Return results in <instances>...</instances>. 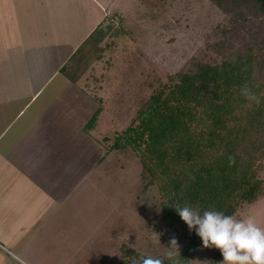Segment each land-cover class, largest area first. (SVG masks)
<instances>
[{"label":"rangeland","instance_id":"rangeland-1","mask_svg":"<svg viewBox=\"0 0 264 264\" xmlns=\"http://www.w3.org/2000/svg\"><path fill=\"white\" fill-rule=\"evenodd\" d=\"M115 4L112 10L117 14L109 13L111 20L103 32L94 31L65 64L71 69L68 74L77 77L75 109L83 111L77 118L82 121L77 135L84 134L83 126L102 108L95 128L86 132L95 146L87 147L92 152L85 157L93 162L96 158L95 164L90 168L87 163L81 175L65 173V180L76 183L65 201L47 204L49 196L39 188L37 222L8 230L6 238L0 235V264H125L131 258L126 254L129 249L163 258L172 238L178 251L186 242L188 232H180L178 224L164 217V197L157 185L144 189L147 181L138 154L130 147L107 148L170 74L194 70L200 62H218L231 51L264 40V14L253 2L229 12L215 0H116ZM125 26H134L136 32L125 33ZM0 42L3 45L4 39ZM260 71L264 75V64ZM52 91L43 97L39 110ZM54 167L58 171V163ZM52 175L42 177L59 189L62 178L54 181ZM261 177L264 180V170ZM45 184L43 189L48 188ZM58 189L53 196L62 198ZM28 204L34 207L35 201ZM247 215H255L264 225V194L243 204L234 216ZM154 232L159 234L158 244L153 242ZM222 259L219 250L202 244L187 264H220Z\"/></svg>","mask_w":264,"mask_h":264},{"label":"trees","instance_id":"trees-1","mask_svg":"<svg viewBox=\"0 0 264 264\" xmlns=\"http://www.w3.org/2000/svg\"><path fill=\"white\" fill-rule=\"evenodd\" d=\"M215 2L226 12L253 2L264 14V0ZM109 15L97 31L103 32L111 20ZM123 22L127 24L125 18ZM125 27V33L136 32L134 26ZM262 64L264 40L231 51L218 62H200L194 70L170 74L168 82L149 96L107 148L112 151L130 147L138 154L141 175L147 181L144 189L157 185L164 197V217L178 224L180 232H188L177 256L179 264L194 259L202 241L195 230L188 229L174 206L190 205L201 213L212 208L234 216L243 204L264 194ZM68 70L70 66L65 65L63 71L68 74ZM72 79L76 81L77 77ZM245 84L257 94L259 104L253 102L249 107L240 95ZM101 111V107L97 108L88 120L87 131L95 128ZM230 155L236 160L231 167L227 159ZM126 254L131 258L125 264L143 255L131 249ZM165 264L169 262L165 260Z\"/></svg>","mask_w":264,"mask_h":264},{"label":"crops","instance_id":"crops-1","mask_svg":"<svg viewBox=\"0 0 264 264\" xmlns=\"http://www.w3.org/2000/svg\"><path fill=\"white\" fill-rule=\"evenodd\" d=\"M115 3L116 0L0 1V38L4 39L3 45L0 42L3 238L12 228L18 230L37 222L39 188L49 196L45 198L47 204H58L76 189L75 182L64 179L65 173L68 177L81 175L87 163L90 168L95 164L96 158L93 162L85 157V153L92 152L87 147L95 146L85 125L81 129L84 134L77 135L82 123L77 118L83 111L75 109V81L63 67L70 55L98 30ZM51 91L48 103L39 110V103ZM51 162L53 167H48ZM48 172L53 173L54 181L62 178L59 189L49 186V180L42 177ZM43 183L49 189H43ZM57 189L62 198L53 196ZM31 200L35 201L34 207L28 204ZM29 209L32 214L28 215Z\"/></svg>","mask_w":264,"mask_h":264},{"label":"clouds","instance_id":"clouds-1","mask_svg":"<svg viewBox=\"0 0 264 264\" xmlns=\"http://www.w3.org/2000/svg\"><path fill=\"white\" fill-rule=\"evenodd\" d=\"M240 95L249 102V107L253 102L260 103L257 94L247 84L240 89ZM227 159L229 167L236 162L234 156L230 155ZM189 178L195 180L194 176ZM174 208L188 229L195 230L204 248L220 251L223 257L220 264H264V225L258 222L255 215L237 218L212 208L202 213L190 205L177 204ZM152 239L154 243H160L159 234L155 232ZM178 247L177 240L172 238L164 259L140 255L133 257L131 264H165V260L169 264H179Z\"/></svg>","mask_w":264,"mask_h":264}]
</instances>
